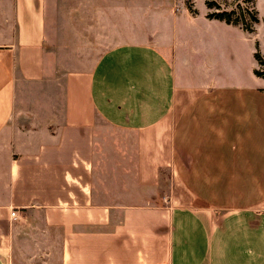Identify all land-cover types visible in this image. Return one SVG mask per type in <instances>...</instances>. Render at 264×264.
<instances>
[{"label": "crops", "instance_id": "crops-1", "mask_svg": "<svg viewBox=\"0 0 264 264\" xmlns=\"http://www.w3.org/2000/svg\"><path fill=\"white\" fill-rule=\"evenodd\" d=\"M178 1L0 0V264H264L263 81Z\"/></svg>", "mask_w": 264, "mask_h": 264}, {"label": "rangeland", "instance_id": "rangeland-1", "mask_svg": "<svg viewBox=\"0 0 264 264\" xmlns=\"http://www.w3.org/2000/svg\"><path fill=\"white\" fill-rule=\"evenodd\" d=\"M166 2L167 0H163ZM214 2L219 5L221 9L225 10H231L234 9L237 14H240L241 17H244L247 20V24L250 27V29L244 30L240 24L239 26L243 32L242 36L244 37V43H248L249 45V50H250V59H253V62H255V68L253 70L255 74V70H258L262 75L259 77L262 78L263 81V86H264V0H192V8L196 14H198L200 17H203L204 13H207L208 11H216L218 9L211 8L207 6V2ZM180 9L185 8L188 10V6L185 3V0H179L177 5ZM216 6V5H215ZM189 11V10H188ZM190 12V11H189ZM191 13V12H190ZM191 13V14H195ZM256 17L257 20H253V16ZM199 17V18H200ZM157 24H164L166 27L165 29L168 28V31L162 30V33L164 36H166L168 39L169 37H175V29H174V24L172 22V16L168 18L157 19ZM180 23V20L178 21ZM199 23V21H198ZM231 24V23H229ZM186 25V24H184ZM235 25V24H233ZM186 28H183V31H185ZM238 31L234 29L233 33H237ZM240 32V31H239ZM124 33V34H122ZM119 34L121 35V39H114L115 42H120V41H125L129 39V35L126 36V34L132 35L133 33L130 32H122ZM241 33V32H240ZM118 35V33H117ZM184 35H189L187 30L184 32ZM237 36V35H236ZM235 39V38H234ZM108 42V41H107ZM100 52V51H99ZM164 52L166 54H169V50L165 49ZM258 54V57L256 55ZM244 53V57H245ZM95 58V56H92V59ZM229 60H231V63L235 62L234 58L229 56ZM233 65V64H232ZM239 65V64H238ZM238 65L235 67H232L233 69H237ZM91 66V64H90ZM231 67V66H230ZM187 75L193 74L189 69L186 70ZM256 75V74H255ZM247 75L245 74L244 77ZM135 136L131 132H124L119 129H117V155L118 157L121 156V167L119 170L120 173V180L118 179V183L121 186V191H128L130 188V184L132 181H130L131 176H130V167L133 164V158H134V151H135ZM119 161H117V164ZM133 173V169H132ZM132 180L133 174H132ZM135 183V182H134ZM134 187V186H132ZM136 187V186H135ZM139 192L142 193V195H138L139 197H143V189L139 186L136 187ZM150 200V199H149ZM163 202H165L164 199H162ZM142 200L139 198V203H141Z\"/></svg>", "mask_w": 264, "mask_h": 264}, {"label": "trees", "instance_id": "trees-1", "mask_svg": "<svg viewBox=\"0 0 264 264\" xmlns=\"http://www.w3.org/2000/svg\"><path fill=\"white\" fill-rule=\"evenodd\" d=\"M185 3L187 4V6L189 8L188 10L191 13H195L193 8H192V0H185ZM207 6L209 7V9L215 8L218 10L211 11V12L209 11L206 14V17L214 18V19L224 21L226 23L235 24V25L240 24L244 30L250 29V27L247 24V20L244 17H241L240 14H237L234 9H231V10L221 9L219 7V5H217V3H214L213 1L207 2ZM252 16H253V20H257L254 15H252ZM256 57H258V54L256 55ZM255 74L257 76L262 75L258 70H255Z\"/></svg>", "mask_w": 264, "mask_h": 264}, {"label": "built area", "instance_id": "built-area-1", "mask_svg": "<svg viewBox=\"0 0 264 264\" xmlns=\"http://www.w3.org/2000/svg\"><path fill=\"white\" fill-rule=\"evenodd\" d=\"M10 214H11L12 217H15L16 216V213L14 211H11Z\"/></svg>", "mask_w": 264, "mask_h": 264}]
</instances>
